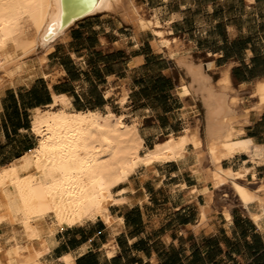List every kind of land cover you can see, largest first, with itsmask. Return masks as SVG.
Wrapping results in <instances>:
<instances>
[{"label":"crops","instance_id":"obj_1","mask_svg":"<svg viewBox=\"0 0 264 264\" xmlns=\"http://www.w3.org/2000/svg\"><path fill=\"white\" fill-rule=\"evenodd\" d=\"M137 3L159 23L154 28L172 40L177 55L202 65L215 84L223 76L230 80L229 97L237 98L244 122L241 138L258 146L261 157L241 152L215 159L205 147L201 166L212 172L213 188L198 179L191 163L158 165L155 174L132 181L131 202L111 206L112 223L98 219L58 229L47 238L46 258L50 264H64L63 257L68 264H264V222L253 221L242 197L243 190L264 197V105L256 108L253 94L264 79V0ZM64 36L46 52V65L3 89L8 95L0 96V167L35 145L34 110L53 103V94L68 97L74 110L109 107L124 114L125 122H136L146 146L170 132L177 136L197 127L202 133L203 109L182 87L189 79L177 55L156 48L150 30L138 32L101 12L76 22ZM243 169L244 179L234 176Z\"/></svg>","mask_w":264,"mask_h":264},{"label":"bare ground","instance_id":"obj_2","mask_svg":"<svg viewBox=\"0 0 264 264\" xmlns=\"http://www.w3.org/2000/svg\"><path fill=\"white\" fill-rule=\"evenodd\" d=\"M96 12L119 16L138 32L150 30L159 46L167 47L172 56L178 54L179 49L171 47L172 40L154 28L157 22L147 18L134 0H101ZM59 13V0H0V73L9 76L7 82H0V93L6 86L30 78L37 65L47 62L44 52L36 55V64L31 58L65 37L68 28L57 31ZM49 28L55 33L44 40ZM173 41L176 45L177 40ZM175 61L189 79L182 87L201 103L202 135L197 127L176 137L170 132L148 147L137 125L126 123L124 114L117 115L109 107L106 112L74 110L68 106V97L53 94V103L37 108L31 119L35 145L0 167V228L8 231L3 242L0 233V264H50L47 238L58 229L98 219L112 223L109 209L131 202L129 195L135 192L131 177L139 170H143L139 177L143 181L157 172L158 165L188 162L199 169L198 179L213 188L212 172L201 166L203 139L215 159L241 152L250 155L258 147L241 138L244 122L236 111L237 98L229 97L230 80L223 76L213 83L202 65L186 55H177ZM253 94L258 97L256 108L263 106L264 79L256 82ZM124 101L122 97L120 103ZM246 172L243 169L234 176L244 179ZM206 192L211 197L212 191ZM242 197L253 221L261 226L264 197L247 190ZM204 218L201 208L200 221ZM62 260L68 264L69 257Z\"/></svg>","mask_w":264,"mask_h":264},{"label":"water","instance_id":"obj_3","mask_svg":"<svg viewBox=\"0 0 264 264\" xmlns=\"http://www.w3.org/2000/svg\"><path fill=\"white\" fill-rule=\"evenodd\" d=\"M101 0H59V22L57 31L65 30L76 22L97 13ZM54 30L49 28L43 36L44 40L52 38Z\"/></svg>","mask_w":264,"mask_h":264},{"label":"rangeland","instance_id":"obj_4","mask_svg":"<svg viewBox=\"0 0 264 264\" xmlns=\"http://www.w3.org/2000/svg\"><path fill=\"white\" fill-rule=\"evenodd\" d=\"M136 3L139 1V0H134ZM139 5V4H138ZM157 24H159L158 22H157ZM155 37H156V35H155ZM156 39V38H155ZM154 45H155V47L157 48L158 46V40L156 39V40H154ZM50 49H43V50H39L38 51V53H36V54H33L32 56V58H31V60L32 61H34L36 58H37V54H39V53H42V52H44V53H46L47 51H49ZM168 53H169V56H172L171 55V52L168 50ZM9 80V76H8V74H5V73H0V82L1 83H4V82H7ZM186 82V81H185ZM181 86V85H180ZM3 94H5V95H8V93H3V91L0 93V96H2ZM188 94L187 93H185L184 95H182V97H184V96H187ZM63 106H67V105H63ZM41 109V108H40ZM38 110L36 109V110H34V113L35 112H37ZM198 111H199V109H198ZM34 115V114H33ZM127 123V122H126ZM132 123H136V122H134V121H132V122H128V124H132ZM138 123V122H137ZM202 125H203V118H202ZM202 131H203V129H202ZM201 135H202V133H201ZM36 136V135H35ZM31 138H32V140L36 143V141H37V136L36 137H34V136H32L31 135ZM165 138V137H164ZM163 138V139H164ZM163 139H161V140H163ZM147 143V145H148V147H150L149 145H150V142H146ZM205 147L209 150V148H208V141L206 140V139H203V141H202V148H203V151H204V155H205ZM251 155L252 156H250L252 159H258V157H261V153H259L258 152V147L256 148V150L255 151H253L252 153H251ZM22 156H23V154H22ZM22 156H20V157H22ZM255 156H258V157H255ZM203 159H204V156H203ZM203 159H202V161H203ZM143 172V170H139L135 175H133L132 177H133V179H132V177H131V180L132 181H138V179H139V177H140V174ZM138 176V177H137ZM7 229H4V228H0V233L2 234V237H1V241L3 242L4 241V237L7 235Z\"/></svg>","mask_w":264,"mask_h":264}]
</instances>
